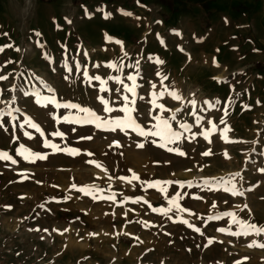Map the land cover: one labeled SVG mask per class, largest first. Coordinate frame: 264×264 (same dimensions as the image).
<instances>
[{
  "label": "rangeland",
  "instance_id": "rangeland-1",
  "mask_svg": "<svg viewBox=\"0 0 264 264\" xmlns=\"http://www.w3.org/2000/svg\"><path fill=\"white\" fill-rule=\"evenodd\" d=\"M105 13L111 15L105 18ZM6 44L13 47L0 53V74L11 75L0 81L4 90L0 100L11 101L15 96L12 106L21 111L14 113L17 121L4 119L7 132L0 129V150L17 160L16 165L0 161V264H234L244 257L248 258L244 264H264V248L248 247L252 240L264 242V236L234 237L217 231L229 227V217L207 219L233 211L264 225V172L259 171L264 169V0H0V45ZM156 58L165 64H156ZM9 60L12 63L6 64ZM77 60L81 61L79 71L75 68ZM136 60L141 64L137 82L142 87L138 93L145 96L144 101L137 102L142 126L148 128L155 123L148 100L152 83L157 84L156 91L160 89V77L155 75L159 71L169 77L165 85L183 97L175 101L165 96L159 102L168 111L159 114L170 117L180 108L177 120L192 124L193 132L202 131L189 115L188 100L196 99L198 114L205 118L202 123L210 127L208 120L219 125L224 103L231 97L233 103L224 118L232 128L228 135L234 142L226 143L219 132L210 137L212 143L197 136L181 142L179 147L187 153L181 157L145 142L131 131L125 134L94 125L57 123L53 115H65L67 110L51 105L44 109L35 103L34 96L10 91L14 84H22L25 90L34 85L43 95H50L47 84L62 103H79L106 118L123 115L119 111L103 112L97 99L103 96L118 108L120 94L115 88L119 85L109 81L110 91L100 92L99 81L90 85L83 77V68L102 79L118 74L124 78L135 69L125 67L121 74L107 64L128 65ZM66 62L73 68L71 74ZM97 64L99 68L94 67ZM20 72L24 75L18 78ZM217 98L221 104L214 109L203 103ZM26 116L40 124L44 137L33 129L19 127ZM173 127L178 128V124L173 122ZM57 130L64 131L65 137L51 135ZM25 131L33 139L24 136ZM87 135L93 139H79ZM45 137L62 148H78L80 154L52 153L43 147ZM141 142L145 143L143 149L137 147ZM21 144L48 153V158L25 161L15 151ZM208 149L213 154L203 156ZM21 172L29 178L21 181ZM133 172L140 180L129 184L120 179L131 178ZM236 172L241 173L238 187L255 186L243 197L201 186L206 178H227ZM154 180L191 181L193 187L169 185L165 194L159 187L142 186L144 181ZM72 184L99 185L103 195L115 193L116 201L93 200L72 189ZM177 192L186 193L180 203L190 210L180 216L204 235L174 216L169 219L152 211L167 207ZM125 196L130 199L124 201ZM136 197L143 199L134 203ZM142 221H147V226ZM231 227L236 230L235 225ZM66 228L69 231L62 235L53 231ZM209 238L214 242L205 247Z\"/></svg>",
  "mask_w": 264,
  "mask_h": 264
},
{
  "label": "snow or ice",
  "instance_id": "snow-or-ice-1",
  "mask_svg": "<svg viewBox=\"0 0 264 264\" xmlns=\"http://www.w3.org/2000/svg\"><path fill=\"white\" fill-rule=\"evenodd\" d=\"M87 14V12H86ZM126 15H131V13H125ZM111 15V13H105V18H108ZM67 23H71L70 20H67ZM179 35V33H176ZM7 35V34H4ZM37 36L40 35V33H36ZM108 40H111L112 38L109 36L107 37ZM162 44L164 43L163 40L160 41ZM117 44L120 43V41H116ZM12 44H6V45H0V53H3L6 48H12ZM16 51H20L19 48L15 49ZM183 51V49H181ZM83 55L85 57L88 56V52L84 51ZM127 52L124 53V56L127 57ZM190 58V57H189ZM149 59H152V57H149ZM7 63H12V61H6ZM155 63L159 65H164L165 61L163 59L156 58ZM213 63L216 64L215 58L213 59ZM217 66H219L217 64ZM94 67L99 68L100 65H94ZM108 68L115 69L117 73L123 74L124 68H132L135 69L134 72H130L126 75V77L122 78V75H111L107 79H102L100 75H89L87 67L83 68V77L88 81V83L91 85L93 81H99V91L108 93L110 91L108 87L109 81H115L116 84L119 85V87L115 88V92L120 94V106L118 108H115L111 106L109 99H106L103 96H97V99L101 102L103 105L102 111L105 113L112 114L114 112H121L123 115H115V116H109V117H102L101 115H98L96 111H93L89 107H84L79 103L66 101V102H60L57 99V96L54 94L55 89H53L50 85L45 84V88L49 93H52L50 95H43L39 90L35 88L33 85L31 87V90H25L22 84H14L10 91H17V92H23V95L25 96H34L35 97V103L39 106H41L44 109H47L50 105L54 106L55 109H64L67 110V114L55 116L53 115V119L57 123H68L71 125H94L96 129H103L111 132H123L127 134L129 131L136 133L138 137L144 138L145 142H150L153 145H156L159 148L166 149L169 153H176L177 155L183 157L186 156L187 153L182 150L179 145L184 140H195L197 136H202L205 140H207L209 143H212V140L210 137L214 134L219 132L221 138L226 142H234L230 141L229 139V133L232 131L231 126L227 123V120L224 117H227L229 112V107L233 103V100L231 97L227 99V101L224 103L223 107V116L219 119V125H223V127H219V125L211 120H208L206 123L210 125V127H205L202 121H204V116L198 114L197 110V101L195 98H192L188 100V104L191 106V111L189 112V115L194 118L195 125L199 126L200 129H203L202 131L198 130L196 132H193V125L187 122H180L177 120V113L181 112L180 108H177L174 112H172L170 117H166L165 115H161L159 113H166L168 109H166L165 104L161 103V101L165 96L173 98L175 101H182L183 97L180 93H178L175 89H170L168 85H165V81L169 80V77L167 75H162L159 71L155 73L156 76L160 77V89L156 91L157 84L152 83L150 85L151 91L150 93V100H148V103L151 105V108L149 109V114L151 116V119L155 121L151 125V127L145 128L141 125L140 122H138L139 119V110L137 106L138 101H144L145 96L140 95L138 93V89L142 87V84L138 83V78L141 76L140 73V60H136L134 64H128L125 65L123 62H109L107 64ZM65 68L69 74L73 72V68L68 65V63H65ZM75 68L77 71L81 69V61L77 60L75 62ZM9 75L11 74H0V81H6L9 79ZM17 77H23L24 73L20 72L16 74ZM34 75V74H33ZM66 80L68 79L67 76L64 77ZM39 79V77H37ZM215 79V78H214ZM125 80L131 82L126 83ZM44 83L43 81H41ZM3 89H0V95H3ZM195 94H193L194 96ZM15 102V96L12 97L11 101H4L0 100V104H4L5 107H0V129H3L7 132V128L4 126V119L9 118L10 121H17L18 117L17 115H14V113H20L21 109L13 107L12 105ZM204 105L207 106L208 109H214L218 105L221 104V101L219 98L215 99L214 101L205 100ZM257 103H260L257 101ZM244 107L247 109L250 106L244 105ZM158 113L153 115L152 113L156 112ZM173 122H176L178 124V128L173 127ZM16 125L13 124V128L15 129ZM20 128H30L33 129L36 133H39L41 137H44V131L42 130L40 124L34 122V119L30 116H26L23 118L22 123L19 124ZM71 131H76L75 128H72ZM24 136H27L29 139H33V136L30 132L25 131ZM188 134H191L190 136ZM51 135L64 138L65 132L64 131H53ZM13 139H16L15 136H13ZM80 140H92L93 137L91 135L87 136H80ZM118 144L119 142H114ZM43 147L46 149H51L52 153L57 152H64L72 156H76L80 154V149L78 148H72V147H61L59 144L52 142V140L45 137L43 139ZM138 148L143 149L145 147V143L141 142L137 144ZM19 156L23 157L25 161H29L31 163H35L37 160H46L48 158V153H42L39 151H33L28 147H25V145L21 144L16 150H15ZM212 150L208 149L202 153L203 156L207 157L212 155ZM88 155H92V153H88ZM227 152H225V156L227 157ZM0 161H6L10 162L12 165L17 164V160L13 158L12 155L9 154L6 150H0ZM89 163H95L94 161H88ZM97 167H101L100 164H96ZM259 171L264 172V169H259ZM21 177V181L28 179V175L24 172L19 173ZM238 178H241V173L236 172L229 177H220V178H206L202 182V187L209 190H223L225 192L231 193L232 196H239L243 197L245 196L246 192L253 191L255 186L242 189L237 186L238 184ZM120 179L127 181L129 184L132 183L133 180H140V176L133 172L131 178L124 176L120 177ZM178 184L181 188L185 187V184L188 188L193 187V183L191 181L182 182V181H174V180H154V181H144V184L142 186H146L147 188H157L159 187V191L162 193L167 194L169 185H176ZM72 189H76L79 192L84 193L85 195L91 196L93 200H109V201H116V194L112 193L111 195H103L104 189H102L99 185H86V186H80L78 187L76 184L71 185ZM184 195L186 193H180L177 192L175 195L171 197L168 201V206L165 208H152V211L154 212H160L163 216L168 217L169 219H173V216L177 221H180L184 224H187L189 228H194L195 232L204 235L202 230L199 227H196L195 225L189 223L186 219H182L180 216L181 213H187L190 210L186 207H182L180 201L183 199ZM23 198V197H21ZM197 199H202V197H196ZM65 200L70 199V197H65ZM130 199L129 197L125 196L124 201ZM143 197H136L133 201L134 203H138L140 200H142ZM123 203V201H121ZM144 203L147 204L148 201L144 200ZM8 208H11L10 205L6 206ZM43 208L44 205H41ZM212 207H216L215 204L212 205ZM248 205L244 204V209H248ZM170 213L172 215H170ZM127 215V213H125ZM224 217H229V227H220L217 229V231L221 233H228L231 236L234 237H242V236H264V225H258L248 219H244L236 212L233 211H222L217 213L216 215H210L207 217L209 221L213 220H221ZM78 219V218H77ZM145 226H147V221H142ZM232 225H235L236 230H232ZM36 231H40V229H35ZM43 231L47 232L48 229H43ZM53 231H59L62 235L63 233L69 231V229H63L57 230L54 229ZM119 234V233H118ZM97 233H89V236H96ZM124 235H129L128 233H124ZM170 235V234H169ZM43 238V237H42ZM135 239L139 240V237H136ZM214 238H209L207 241V244L205 247L213 244ZM222 243V241H221ZM197 247H200V245H197ZM248 247H260L264 248V242H258L257 240H252ZM188 251H191V249H188ZM247 257L242 258L241 260L235 261L234 264H244V262L247 260Z\"/></svg>",
  "mask_w": 264,
  "mask_h": 264
}]
</instances>
